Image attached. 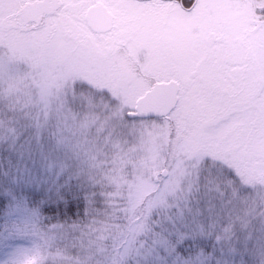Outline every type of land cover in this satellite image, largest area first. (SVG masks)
Instances as JSON below:
<instances>
[{
	"label": "snow or ice",
	"instance_id": "1",
	"mask_svg": "<svg viewBox=\"0 0 264 264\" xmlns=\"http://www.w3.org/2000/svg\"><path fill=\"white\" fill-rule=\"evenodd\" d=\"M58 7L85 25L106 10L108 39L55 29L24 54L44 119L0 104V264H264V0ZM65 107L100 113L111 147ZM138 135L144 171L122 175L118 141Z\"/></svg>",
	"mask_w": 264,
	"mask_h": 264
},
{
	"label": "rangeland",
	"instance_id": "2",
	"mask_svg": "<svg viewBox=\"0 0 264 264\" xmlns=\"http://www.w3.org/2000/svg\"><path fill=\"white\" fill-rule=\"evenodd\" d=\"M69 19V18H68ZM72 31L76 32L81 40L89 42L96 41L97 39H108L104 36L94 35L88 30L87 26L80 22L73 21ZM52 25H43L42 28H37L34 24L32 26L24 27L20 24V10L19 8H8L0 3V104L14 109L18 114L24 118L35 119L39 118L41 121L44 119L43 105L39 104L40 89L32 78V67L25 61L24 54L36 48H46L48 44L47 33L52 28ZM58 29H65L64 24H58ZM11 69L9 73L8 70ZM84 82L92 87H100L99 79L84 76L81 78ZM15 87L9 92V85ZM72 82H68L69 95L72 94ZM103 109H101V112ZM67 116L70 122H74L76 131H79V124L84 120H88L89 124L84 131L89 134L92 139H99L101 147L104 145H111L114 142V137L110 134V129L100 117V113L93 112L90 109L82 111L79 109H70L65 107L59 114L60 122H63V117ZM93 116L97 117L95 124L91 123ZM151 132L150 128L142 129L144 138H148ZM139 135L137 136L136 144H125L123 139L119 140L121 148L128 152L125 159L128 161L127 165H121L122 168H127L128 171L121 173L122 175H135L141 174L143 169L139 167L140 161L143 159V153L138 150ZM136 148L135 151H130ZM118 149H113L109 153L110 159L103 160L101 163L102 169H110L111 161L117 158ZM136 165L135 167H130ZM102 175L110 173L102 172ZM152 174L151 182L153 184L161 183V173L157 176ZM186 190V189H185ZM151 197V191L144 193L143 199L147 201Z\"/></svg>",
	"mask_w": 264,
	"mask_h": 264
},
{
	"label": "flooded vegetation",
	"instance_id": "3",
	"mask_svg": "<svg viewBox=\"0 0 264 264\" xmlns=\"http://www.w3.org/2000/svg\"><path fill=\"white\" fill-rule=\"evenodd\" d=\"M61 3V0H3L2 4L5 7H12V8H19L20 10V24L24 27L32 26L33 24L37 28H42L43 25H52L53 27L50 29V31L47 33V36L51 34L52 31L55 29H58L57 25L59 24L60 20L65 21V28H72L73 20L68 19L67 17H64L61 13L60 8L58 5ZM32 5H41V10L39 12V19L40 22L38 24L35 23H25L22 21V13L27 9V7ZM88 30L92 34L98 35L97 32L93 31L86 25Z\"/></svg>",
	"mask_w": 264,
	"mask_h": 264
},
{
	"label": "water",
	"instance_id": "4",
	"mask_svg": "<svg viewBox=\"0 0 264 264\" xmlns=\"http://www.w3.org/2000/svg\"><path fill=\"white\" fill-rule=\"evenodd\" d=\"M39 11H40V5L30 6L29 9L25 11V13L23 14L24 20L27 22L35 21V20L39 21V19H37ZM105 12L106 10L101 11V12H96L93 17L92 22L88 24V26L97 32L100 29L106 28L108 26L109 21L105 15ZM162 176H163V173H162Z\"/></svg>",
	"mask_w": 264,
	"mask_h": 264
}]
</instances>
